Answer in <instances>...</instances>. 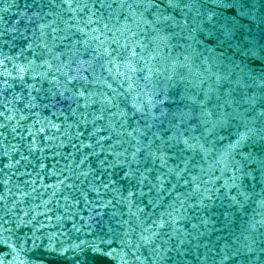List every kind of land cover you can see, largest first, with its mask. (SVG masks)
Listing matches in <instances>:
<instances>
[{
    "label": "snow or ice",
    "instance_id": "snow-or-ice-1",
    "mask_svg": "<svg viewBox=\"0 0 264 264\" xmlns=\"http://www.w3.org/2000/svg\"><path fill=\"white\" fill-rule=\"evenodd\" d=\"M72 2L73 0H38L36 6L40 12L64 5L71 10ZM96 3H99L97 11L101 13L100 16L89 10V19L84 24L85 28L92 23L103 24L104 31L93 29L100 32V36L90 38L91 41L97 42L95 47H92L89 39L78 38L73 44L75 51L69 49L72 56L68 57L65 52L50 47L47 39L50 37L52 41H56L70 37L56 35L61 31L59 24L52 28L50 33L44 29L51 25H41L40 35L36 36L35 32L32 34L40 43L33 47V42L29 41L27 49L20 52V55L24 56V51H27L33 57L28 61V71L34 73L33 81L47 80L54 88L63 87L64 92L71 93L70 96H64V92L57 90L55 95L71 101L68 107L77 128L81 124H91L92 131L88 138L92 143L74 145L77 151H80V147L87 149L86 152H81L80 164L88 165V172L73 173L76 181L83 176L84 181L91 184L88 180L89 173L93 179L108 177L107 181H100V185L108 189L110 185L119 184L123 180L127 185L125 191L128 197L139 199V203H143L146 208L163 209L159 214L155 211L149 214L138 204L128 202L129 219L135 217L139 220V223H129L132 231L128 233L136 234L137 242L125 245L133 260H139L137 253L148 247L151 252L150 264L152 258H155L157 264H187L189 259H192L194 264H264V257L253 260L256 252L254 245L258 243L255 239V232L258 230L256 223L242 231L240 236H236L235 242L229 240L223 245L210 238L208 225L213 217L194 216L193 219L197 223L192 224L190 229L186 225L183 229L176 226L187 219V213L190 211L209 212V203L217 200H227L229 208L239 206V209H243L244 202L249 199L248 185L244 181L249 178L256 181L258 174L259 182L264 183V113L256 119H251L255 108L251 111L240 110L243 109L241 101L252 104L255 98L245 97L241 89L240 100H237L234 95L237 89L230 87L232 79L221 76L218 79L224 83L215 89V101L210 93H205L203 98H199V94L185 95L183 99L191 101L190 104L184 105L187 111H161L157 116L152 111L156 108L155 100L152 97L147 101L143 100L145 93L139 90L141 83H145V86L151 83L152 70L148 69L146 72V65L141 64L144 60L142 50L147 45L136 39L142 32L133 30V26L139 30L141 23L149 26L162 24L173 36L178 37V42L182 40L188 44L191 40L199 44L203 40L215 41L219 48L227 49L240 59L241 63L237 64L227 55L220 57L222 61L241 70L244 84L251 90L252 85L247 82L251 79L255 84V74L245 75L241 65L245 57L264 58V47L257 46L244 23L245 20L252 21L254 6L250 0H208L207 4L204 0H94V7ZM114 6L121 10L118 19L122 18L124 21L123 30L117 28L115 32L104 22L102 11L113 9ZM83 7L87 8L88 5L84 4ZM161 7L163 11H160ZM125 9L128 10L127 14L123 11ZM141 9L145 12L153 11L156 19L144 18ZM185 9L188 11L185 12ZM3 10L7 11V8ZM169 10L179 14L184 23H181L176 15L164 14ZM228 10L234 14L229 15ZM193 11L195 16H192ZM52 15L53 11L47 12V16ZM138 15L141 17L139 21ZM91 17H96V20ZM111 19L112 16L109 15L107 20ZM176 29H179V33ZM185 33L186 35H181ZM78 34L87 36L82 29H78ZM3 35L6 33H0V36ZM23 39L28 41V37ZM7 43L5 40L4 44ZM76 45L83 46V54L89 57L87 60L82 58L80 48ZM188 46L191 47V44ZM24 59L27 60V56H24ZM73 65L76 67L73 68ZM117 65L124 66L126 71L121 72ZM20 71L24 72L25 69L20 68ZM48 77L51 79H47ZM20 79L23 80V77ZM259 79L261 92H264V73L260 74ZM236 83L239 87L240 81ZM95 85L102 87L97 89ZM33 88L37 92L41 91L35 89L34 84ZM49 93L51 89L46 93V98ZM154 95L158 97L159 93ZM72 104H75V108ZM233 105L236 107L233 108ZM261 107H264V104ZM157 110L159 111L158 108ZM77 115L79 119H76ZM0 127L6 129L7 124H0ZM3 135L4 133L0 132V136ZM225 139H228L226 145ZM249 148L253 150L249 151ZM28 153L32 154L31 147L28 148ZM20 160L25 162V167L30 164L28 157L23 153L20 154ZM208 160H212L217 167L223 163V171L232 169L230 184L226 182L220 187H208L211 179L197 183L198 177L193 175V172L197 167H201L200 161ZM19 163L18 160L17 164ZM216 170L212 169L213 176ZM112 177L118 179H111ZM67 179L72 180V177ZM201 185H204L203 192L200 191ZM66 187L75 188V181ZM145 188L148 189L147 192L144 191ZM76 190L79 191L78 188ZM93 190L97 191L99 196V191L96 188ZM232 192L235 194L232 195ZM121 198L127 199L123 196ZM3 200L4 197L0 196V210L7 207L2 203ZM189 201H195V204H189ZM132 207H136V213L131 211ZM261 207H264V200L261 201ZM137 213L140 215L137 216ZM4 214L7 216V211ZM119 214L124 215L123 212ZM115 215L116 213H113V216ZM220 215L225 217L223 223L226 226L230 222L229 214L225 212ZM259 227L264 228V220L259 223ZM110 231L114 235L117 234L115 229ZM215 231L217 229L213 228L212 232ZM245 231L250 233L251 239L244 236ZM261 235L264 236V233ZM259 244L261 252H264V239Z\"/></svg>",
    "mask_w": 264,
    "mask_h": 264
},
{
    "label": "water",
    "instance_id": "water-1",
    "mask_svg": "<svg viewBox=\"0 0 264 264\" xmlns=\"http://www.w3.org/2000/svg\"><path fill=\"white\" fill-rule=\"evenodd\" d=\"M93 3L94 0H73L71 10L64 5L54 10L45 9L40 12L36 6L38 0H7V2L0 0V33H6L0 36V124H7L6 129L0 127V132L4 133L0 136V196L4 197L2 203L7 206L0 210V264H150V248H142L137 253L139 260H133L129 249L125 246L137 242L136 234L128 235L132 231L129 223H139L135 217L129 219L128 202L138 204L149 214L153 211L159 214L163 209L146 208L143 203H139V199L133 200L132 197H128L125 191L127 185L123 180L119 184L110 185L108 189L100 185V181H107L108 177L93 179L92 174L89 173L88 180L92 182L91 184L84 181L83 176L76 181L73 173L88 172V165L80 164L81 152H86L87 149L80 147V151H77L74 145L92 143L88 138V134L92 131L91 124H81L77 128L70 116L68 105L71 101L55 95L57 90L64 92V88H54L47 80L33 81L34 73L28 71V61L33 57L27 51H24L27 60L20 55L22 50L27 49L29 41L33 42V47L40 43L32 34L35 32L36 36H39L41 25H51L44 29L50 33L51 29L59 24L61 31L56 35L70 37L67 40L56 41H52L50 37L47 39L50 47L65 52L68 57H71L72 52L75 51L73 44L78 38L89 39L92 47H95L97 42L91 41L90 38L100 36V32L104 31L103 24L92 23L89 27H84L90 16L89 10L96 12V16L101 14L97 11L99 3H96L95 7ZM204 3L207 4L208 0H204ZM250 3L254 6L253 19L245 20V27L250 30L257 46L264 47V0H250ZM84 4L88 7L84 8ZM4 8H7V11H4ZM48 11H53V15L47 16ZM102 11L104 22L109 24L113 32L117 28L123 30L124 21L122 18L118 19L121 12L119 8L114 6L113 9ZM123 11L127 14L128 10ZM160 11H163V7ZM228 11L229 15L234 14L231 10ZM38 12L40 15H37ZM141 12L148 20L156 19L153 11L145 12L141 9ZM164 14L176 15L177 19L184 23L181 16L172 10ZM109 15L112 16L110 21L107 20ZM192 16H195V11L192 12ZM91 19L95 21L96 17ZM140 19L138 15L137 21ZM96 28H99L100 32L93 31ZM78 29H82L87 36H80ZM133 30L142 32V35L136 39L147 45L142 50L144 60L141 64L146 65V72L148 69L152 70L151 83H147V86L141 83L139 90L145 93L143 100L147 101L149 97L155 100L156 108L152 111L157 116L161 111L172 113L187 111L184 105L190 104L191 101L183 99L185 95L199 94V98H203L205 93H210L215 101L217 95L215 89L224 83L218 79L221 76L232 79L230 87L237 89L234 94L237 100H240L241 89L245 97L255 98L252 104L241 101L243 109L240 110L251 111L255 108L251 119H256L264 113V107H261L264 104V92H261L262 85L259 79L260 74L264 73V58H244L241 65L243 73L255 74V84L251 79L247 82L248 85H252L249 90L244 84L241 70L222 61L220 57L227 55L237 64L241 63L240 59L227 49L219 48L215 41L203 40L197 44L189 40L188 44H191L189 47L182 40L178 42V37L173 36L162 24L149 26L141 23L139 30L134 26ZM176 32L179 33V29H176ZM117 35L119 36V33ZM23 37H28V41ZM5 40L8 41L7 45L4 44ZM121 42L123 43V38ZM76 47L80 48L82 58L87 60L89 57L83 54V46L76 45ZM69 49H72V52H69ZM75 67L73 65V68ZM117 67L121 72L126 71L122 65ZM20 68H24L25 71L21 72ZM37 71L42 70L37 69ZM115 71L114 68L113 72ZM21 76L23 80L20 79ZM236 81H240L239 87ZM33 84L35 89L41 91H35ZM95 87L99 89L102 85ZM49 89L51 93L46 98ZM156 92L159 93L158 97L154 95ZM70 95V92H64V96ZM72 107L75 108V104H72ZM232 107L235 108L236 105ZM76 119H79V115ZM91 119L90 116L89 121ZM78 135L79 139H77ZM227 143L228 139H225L224 144ZM29 147L32 148L31 155L28 153ZM21 153L30 161L27 167L24 166L25 162L20 160ZM18 160L19 164H17ZM200 164L201 167H197L193 172V175L198 177V184L210 179L211 184L207 185L208 187H220L226 182L231 183L229 176L232 175V169L223 171V163L218 167L212 160L200 161ZM213 168L217 169L214 176ZM256 175V181L250 178L244 181L248 185L249 199L244 202L243 209H239V206L229 208L227 200H217L209 203L211 209L209 212L190 211L187 213V219L176 226L183 229L186 225L190 229L192 224L197 223L193 219L194 216L213 217L208 225L210 238L223 245L229 240L235 242L236 236H240L242 231L256 223L258 230L255 232V239L258 243L254 245L256 252L253 260L264 257L259 244L264 239L261 235L264 233V228L259 227V223L264 220V207H261V201L264 200V183H260L259 175ZM69 176L72 180L67 179ZM73 181L76 183L75 188L66 187ZM77 188L79 191L76 190ZM93 188L99 191V196ZM203 190L204 185H201L200 191ZM144 191L147 192L148 189L145 188ZM122 196L127 199H122ZM137 197L139 198L138 192ZM188 203L195 204V201ZM5 211L8 213L7 216L4 214ZM131 211L136 213V207H132ZM120 212L124 215L121 216ZM225 212L229 214L230 221L226 226L223 223L225 217L220 215ZM113 213L116 215L113 216ZM139 215L137 213V216ZM213 228L217 231L212 232ZM110 229H115L117 234L114 235ZM244 236L251 239L247 231L244 232ZM151 264H157L155 258H152ZM187 264H194V261L189 259Z\"/></svg>",
    "mask_w": 264,
    "mask_h": 264
}]
</instances>
